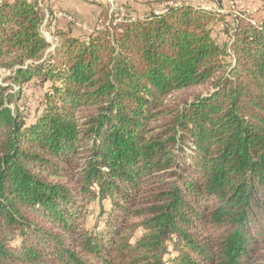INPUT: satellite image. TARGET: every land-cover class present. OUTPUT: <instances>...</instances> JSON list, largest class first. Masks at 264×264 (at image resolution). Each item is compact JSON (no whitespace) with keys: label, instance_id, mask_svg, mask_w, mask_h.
Here are the masks:
<instances>
[{"label":"trees","instance_id":"obj_1","mask_svg":"<svg viewBox=\"0 0 264 264\" xmlns=\"http://www.w3.org/2000/svg\"><path fill=\"white\" fill-rule=\"evenodd\" d=\"M168 1L48 53L0 3V264H264V22Z\"/></svg>","mask_w":264,"mask_h":264},{"label":"rangeland","instance_id":"obj_2","mask_svg":"<svg viewBox=\"0 0 264 264\" xmlns=\"http://www.w3.org/2000/svg\"><path fill=\"white\" fill-rule=\"evenodd\" d=\"M10 1V0H2ZM183 2L192 6L202 8L208 12L228 15L226 20L232 24L231 16L248 18L252 23L264 22V0H173ZM44 10V21L41 27V33L50 43L47 51H52L53 47L59 42L55 35L57 30H61L71 36L82 38L87 37L94 32L96 26V17L99 14L100 21H103L105 15H111L118 22L119 20L133 18L135 16H144L149 10L162 12L163 6L171 3L168 0H75L74 4L79 5L80 16H74L62 10L57 4V0H37ZM211 2V5H207ZM84 15H81V14ZM88 16L91 21L87 23L84 16ZM64 15L66 17H64ZM62 16V17H60ZM70 18L68 20L67 18ZM98 26L100 23H96ZM97 26V27H98ZM100 27V26H99ZM213 37L219 44L228 43L229 34L223 32L222 24L216 25L213 31ZM9 76L8 72L0 71V83L3 86H10V82L5 79ZM16 87L13 86V93ZM44 88L33 80L22 92L19 102L20 109L24 115L26 125L33 124L41 111L42 95ZM12 107V105H11ZM89 213L86 221L88 229L101 227L102 218H100V208L97 203L89 206Z\"/></svg>","mask_w":264,"mask_h":264},{"label":"crops","instance_id":"obj_3","mask_svg":"<svg viewBox=\"0 0 264 264\" xmlns=\"http://www.w3.org/2000/svg\"><path fill=\"white\" fill-rule=\"evenodd\" d=\"M75 0H57V4L60 6V8L68 13H70L71 15L74 16H80L79 14V5L74 4ZM207 5H211V2H209V4ZM151 11V10H149ZM155 11V10H154ZM81 15H84L83 13ZM85 21H87V23H89L90 18H88V16H84ZM99 20V14L96 17V22L94 26H98L96 23H98Z\"/></svg>","mask_w":264,"mask_h":264},{"label":"built area","instance_id":"obj_4","mask_svg":"<svg viewBox=\"0 0 264 264\" xmlns=\"http://www.w3.org/2000/svg\"><path fill=\"white\" fill-rule=\"evenodd\" d=\"M1 2H2V0H0V3H1ZM60 17H62V16H60ZM64 17H66V16L64 15ZM67 19H68V20H70V18H69V17H68Z\"/></svg>","mask_w":264,"mask_h":264}]
</instances>
